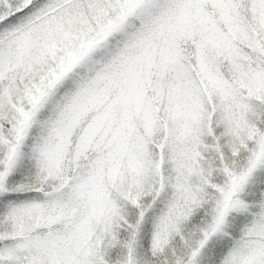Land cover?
<instances>
[{
  "label": "snow or ice",
  "instance_id": "snow-or-ice-1",
  "mask_svg": "<svg viewBox=\"0 0 264 264\" xmlns=\"http://www.w3.org/2000/svg\"><path fill=\"white\" fill-rule=\"evenodd\" d=\"M0 264H264V0H0Z\"/></svg>",
  "mask_w": 264,
  "mask_h": 264
}]
</instances>
